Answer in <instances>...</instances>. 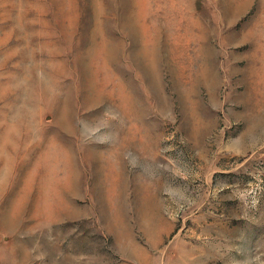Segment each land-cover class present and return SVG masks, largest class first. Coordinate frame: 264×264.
<instances>
[{"label": "rangeland", "instance_id": "rangeland-1", "mask_svg": "<svg viewBox=\"0 0 264 264\" xmlns=\"http://www.w3.org/2000/svg\"><path fill=\"white\" fill-rule=\"evenodd\" d=\"M0 264H264V0H0Z\"/></svg>", "mask_w": 264, "mask_h": 264}]
</instances>
